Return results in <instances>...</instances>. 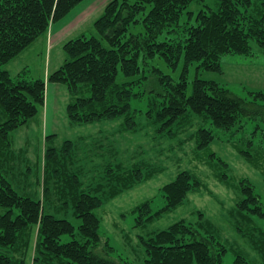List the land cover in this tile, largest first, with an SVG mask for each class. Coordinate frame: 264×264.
Masks as SVG:
<instances>
[{"label":"trees","instance_id":"1","mask_svg":"<svg viewBox=\"0 0 264 264\" xmlns=\"http://www.w3.org/2000/svg\"><path fill=\"white\" fill-rule=\"evenodd\" d=\"M84 1L0 0V159L12 149V133L41 114L48 83L64 86L72 96L66 106L71 123L123 119L125 130L132 132L137 129L139 113L133 102L146 94L135 88L157 77L158 92L147 90L148 94L157 92L145 113L147 118L157 125L158 134L170 137L189 126L192 115L205 118L211 128L199 130V151H209L217 141L215 130L245 132V120H264L263 92L251 93L249 101L216 81L197 76L190 83L188 78L194 66L198 73L224 74L223 58L253 57V44L264 50V0H215L216 9L206 6L198 13L189 7L206 0H111L93 22L97 34L82 33L68 40L63 46L64 62L47 79L33 77L29 67L11 74L7 65ZM157 58L173 70L183 62L178 82L153 65ZM259 130L234 146L240 156L256 159V142L264 140L257 138ZM72 146V141H66L62 148L46 149V177L50 172L58 178L62 175L63 169L52 171V167L60 165L64 155L69 156ZM208 157L213 158V152H208ZM142 173L141 169L133 172L135 182L139 183ZM108 174L113 176L114 171ZM65 181L70 188L66 192L58 189L65 196L60 197L62 206L55 209L66 212L71 207L80 221L77 228L48 210L50 186L45 187L43 199L21 195L0 170V264H30L29 249L36 232L32 264H130L101 235L102 221L96 211L106 198L93 191H75L79 186L76 175ZM200 187L193 173L180 172L159 189L162 208L154 210L152 200L135 209L137 224L145 225L172 212ZM241 190L239 212L264 221V204L253 186L245 183ZM64 236L71 240L62 242ZM141 243L147 255L145 264H222L227 253L212 232L185 222L141 238ZM22 246L26 247L25 256ZM237 263L247 262L240 257Z\"/></svg>","mask_w":264,"mask_h":264},{"label":"rangeland","instance_id":"2","mask_svg":"<svg viewBox=\"0 0 264 264\" xmlns=\"http://www.w3.org/2000/svg\"><path fill=\"white\" fill-rule=\"evenodd\" d=\"M206 6L218 7L215 0L196 1L189 11L198 13ZM95 20L68 40L82 33L97 34L93 28ZM253 46L257 54L253 57L225 56L222 75L198 73L196 67H192L189 82L192 83L197 76L216 81L251 101V93H264V50L256 44ZM28 61L20 58L14 65L23 67ZM28 64L32 76H39V63ZM153 65L175 82L180 79L184 66L181 62L173 70L159 58L153 61ZM119 80H123L122 75ZM157 81V77H152L148 83L135 88L136 92L144 91L146 94L133 102L134 110H139V113L136 116L137 129L132 132L125 130L123 119L89 125L71 123L66 106L72 101V96L64 86L60 90H52V99L58 105L54 122L45 119V114H40L12 133V149L0 159V170L21 195L43 199L45 187L50 186L52 193L47 206L49 211L56 212L55 208L63 204L60 197L65 196L59 194L58 189L66 192L70 188L65 185L66 177L76 175L79 186L75 191H93L106 198L104 206L96 211L102 221L101 235L109 240L116 254L130 264L146 263L147 255L141 238H149L178 222L203 226L212 232L227 251L222 264H264V221L237 209V203L242 198L241 187L245 183L253 186L264 204V140L256 142L259 150L254 151L256 159H245L234 147L240 139L258 131L259 125L264 129V120L261 123L256 118L252 119L254 117L245 120V132L215 130L217 141L209 151H199V130L211 128L205 118L192 115L190 125L179 130L174 137L158 134L157 125L147 118L145 113L149 103L159 90ZM152 89L157 92L148 94ZM261 130L256 136L264 139V131ZM66 141L73 143L69 156L62 155L61 164L52 167V171L63 169L62 175L58 178L50 172L46 177V149L62 148ZM208 152H213L214 157H208ZM137 169L143 172L139 183L133 178ZM111 170L114 171L113 176L108 174ZM184 170L193 173L201 182V187L192 191L172 212L145 225H138L135 209L152 200L154 210L162 208L164 199L159 189ZM223 175L225 179H222ZM57 213L76 228L79 226L80 221L73 216L71 207L66 212ZM70 240L71 237L64 236L62 242ZM37 241L36 232L29 249L30 264L37 252ZM25 251L26 247L22 246L24 256ZM240 257L247 263H237Z\"/></svg>","mask_w":264,"mask_h":264},{"label":"crops","instance_id":"3","mask_svg":"<svg viewBox=\"0 0 264 264\" xmlns=\"http://www.w3.org/2000/svg\"><path fill=\"white\" fill-rule=\"evenodd\" d=\"M110 1L111 0H85L69 15L65 21L55 24L45 37L37 40L19 57L9 63V65H7V69L11 72V74H16L20 71V69L29 67L28 63L36 61L40 65L39 76H44V78L47 79L49 75L54 70L58 69L64 62L65 53L63 46L69 37L80 33L87 24L90 25L94 18L97 19L103 13ZM20 58H26L29 61L23 67L15 66L14 62ZM11 69H13L14 72L11 71ZM60 88L61 85L52 83L47 84L46 102L41 114H45V119L49 118L48 121L51 120V122H54L53 117L55 115L56 107L58 106L54 104L55 100L52 99L53 94L51 92L52 90H60Z\"/></svg>","mask_w":264,"mask_h":264}]
</instances>
